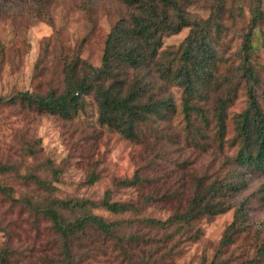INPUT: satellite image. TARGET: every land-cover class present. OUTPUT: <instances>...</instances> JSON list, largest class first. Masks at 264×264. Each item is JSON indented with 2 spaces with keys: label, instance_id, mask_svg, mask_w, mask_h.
<instances>
[{
  "label": "trees",
  "instance_id": "1",
  "mask_svg": "<svg viewBox=\"0 0 264 264\" xmlns=\"http://www.w3.org/2000/svg\"><path fill=\"white\" fill-rule=\"evenodd\" d=\"M49 1L0 0V14L11 10V5L40 12ZM119 2L122 11L105 35L97 64L84 59L79 48L72 54L55 53L56 81L48 82L43 91L20 89L0 95V105L69 121L85 111V96H92L99 127L143 146L142 163L129 178L116 179L114 185L151 190L134 201L114 200L112 188L98 199L60 198L54 195L58 169L51 167L52 176L47 178L31 171L21 174L15 164L0 161V194L27 209L36 236L25 241L30 246L25 257L12 245V230L5 227L10 237L0 245V264H91L102 256L117 264H165L172 259L177 238L190 226L235 206L218 252L208 263L225 264L221 255L251 228L247 198L235 199L251 180L264 176V109L258 97L264 66L255 60L254 45L255 31L264 23L260 0L254 1L233 52L227 40L230 27L224 20L225 13L231 12L225 10L226 0H212L207 18L188 12L191 0ZM184 28L188 32L179 45L163 47L164 37ZM0 52L2 61L1 41ZM43 59L35 66L37 80L46 69ZM221 64L226 65L223 71ZM172 87L180 89L179 106ZM240 91L246 105L233 116L234 133L228 140V108ZM179 110L184 125L175 133L172 122ZM153 125L158 133L170 132L164 133L165 141L153 135ZM228 141L235 147L230 158L225 154ZM161 142L189 150L191 158L171 156ZM27 151L34 152L31 146ZM10 173L33 185L31 193L15 197L13 188L1 180ZM88 176L89 183L99 178L94 171ZM260 191L264 201V184ZM150 202L169 207L168 216L142 214ZM100 209L109 215L99 213ZM127 213L132 216H120ZM43 222L46 232L38 225ZM261 259L264 238L256 245L254 258L235 264H256Z\"/></svg>",
  "mask_w": 264,
  "mask_h": 264
},
{
  "label": "rangeland",
  "instance_id": "2",
  "mask_svg": "<svg viewBox=\"0 0 264 264\" xmlns=\"http://www.w3.org/2000/svg\"><path fill=\"white\" fill-rule=\"evenodd\" d=\"M254 1L226 0L224 3L225 10H231L230 14L225 13L224 16L225 25L230 27L227 38L230 52L235 51L239 45L242 29L250 19V9ZM211 2L212 0H191L187 10L195 17L207 18L212 10ZM260 7L264 13V0H260ZM9 8L11 10L0 14V41L4 54L0 61V95L20 89L45 90L47 83L56 81L57 78L55 53L72 54L79 48L84 59L97 64L105 35L122 11L119 0H50L40 12L28 6L11 5ZM187 32L188 28H184L176 34L164 37L163 47L179 45ZM254 45L255 60L264 66V23L255 31ZM42 57L44 59L41 63L46 69L41 79L37 80L35 66ZM225 68L226 65H220L221 71ZM261 76L258 97L264 109V97L261 93L264 91L263 72ZM171 91L179 106L180 89L172 87ZM85 100V111L69 121L50 113L19 112L17 108L0 105V161L15 164L20 168L21 174L31 171L47 178L52 176L51 167L58 169L54 195L60 198L80 196L98 199L105 189L112 188L114 200H142L151 190L150 187H119L114 182L116 179L129 178L142 163L143 146L114 131L99 127L92 96H85ZM245 105L246 97L240 91L228 108V140L234 133L233 116ZM183 125V115L179 110L171 129L175 133L180 132ZM152 128L153 135L162 141H165L164 133H170L165 129L164 133H158L159 129L155 125ZM153 135L150 137L153 138ZM161 143L171 156L191 158L189 150H178L170 142ZM229 143H226L225 154L230 158L235 147L229 146ZM29 146L34 150L33 153H28ZM152 147L157 148L158 145ZM176 147L184 148L183 145ZM215 162L213 159L211 164ZM148 169L145 170L148 172ZM93 171L99 178L94 183H89L88 175ZM1 180L13 188L15 197L33 190V185L14 173L2 176ZM263 184L264 176L251 180L248 187L235 199L238 201L247 198L245 208L251 228L240 234L228 251L221 255L220 259L225 264H235L256 256V245L264 238V201L261 199L262 190L260 191ZM234 207L213 217H203L190 226L177 238L179 241L173 249L172 259L165 264H208L212 261L218 252L224 229L232 220ZM98 212L109 215L101 209ZM141 212L146 216L165 218L170 208L150 202ZM120 216L132 215L127 213ZM32 220L33 217L25 207H20L0 194V245L10 237V232L5 230L8 227L12 230V245L19 248L26 257L27 248L30 246L25 241L36 238ZM38 225L46 232L45 222ZM32 256L31 261L35 259L36 253ZM91 264L117 262L102 256ZM256 264H264V259Z\"/></svg>",
  "mask_w": 264,
  "mask_h": 264
}]
</instances>
